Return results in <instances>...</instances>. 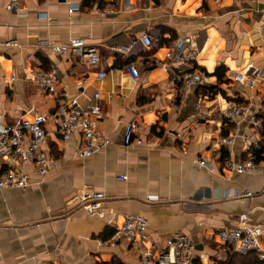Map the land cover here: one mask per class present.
Returning a JSON list of instances; mask_svg holds the SVG:
<instances>
[{"label": "crops", "instance_id": "0c3cea01", "mask_svg": "<svg viewBox=\"0 0 264 264\" xmlns=\"http://www.w3.org/2000/svg\"><path fill=\"white\" fill-rule=\"evenodd\" d=\"M6 3L0 0L5 121L52 115L71 98L86 105L98 91L97 131L110 144L83 158L81 135L61 143L57 121L49 119L48 148L60 167L44 178L27 167L30 186L0 189V264H141L126 242L98 246L120 226L122 213L145 217L142 247L153 255L179 234L193 243L194 264H227L234 252L217 234L235 229L238 216L247 212L248 226L261 229L264 254V171H223L228 157L245 160L244 142L264 146L263 127L250 123L255 117L264 123V0H24V18L6 11ZM70 7L78 10L70 13ZM143 35L155 42L150 50L141 43ZM186 38L187 49L196 52L192 68L207 78L206 89L183 91L178 63L167 57L171 45ZM74 39L97 48V66L49 47ZM130 64L139 73L136 81L126 72ZM52 66L57 99L42 93L28 75ZM221 67L226 82L219 84L214 72ZM101 71L106 77L97 81ZM236 73H245L254 85L238 84ZM230 101L245 104L248 115L228 154L217 143L232 130L221 116ZM130 125L134 132L125 145ZM123 176L127 179L117 180ZM244 191L253 199L234 196ZM94 192L105 194L103 219L79 207V199ZM148 197L158 201L147 202Z\"/></svg>", "mask_w": 264, "mask_h": 264}, {"label": "built area", "instance_id": "2783aa9c", "mask_svg": "<svg viewBox=\"0 0 264 264\" xmlns=\"http://www.w3.org/2000/svg\"><path fill=\"white\" fill-rule=\"evenodd\" d=\"M169 2L171 0H164ZM24 0H7L6 11L13 13L17 17L24 18L26 13L23 9ZM77 7H70L69 12L77 11ZM106 14L103 11V15ZM141 43L146 49L154 46V41L147 35L141 37ZM191 44L189 38L177 41L170 47L167 54L169 59L174 58L178 63L177 77L181 83V89L188 91L192 87H205L207 78L198 70L193 69L192 61L196 52L188 50ZM50 49L61 56H72L79 60L84 59L88 65L97 66L100 57L97 48L85 43L83 39H74L66 44H50ZM118 53H129L130 48H117ZM126 72L133 81L139 77L137 69L133 65L126 66ZM56 69L54 66L47 72L39 70H29L28 75L36 87L53 98H59L55 88ZM106 77L101 71L97 73L96 80L100 81ZM234 81L240 85L252 87L254 80L246 76L245 73H236ZM14 80L11 76L9 82ZM101 94L94 92L89 103L82 105L75 98L62 101L52 115L35 114L31 120H19L16 122H6L0 113V189H25L32 184L26 171L30 167L34 174L44 178L51 169L60 167L59 159L52 156L47 143L45 126L49 119L54 118L58 124V134L61 143H66L73 133H79L84 141L81 149V157L88 158L95 152L110 144L109 139L99 137L97 122L101 117L100 107ZM264 110V105L260 107ZM248 107L243 103L227 102L221 110L222 119L232 126L230 133L218 140V146L230 154V148L241 139L240 127L246 121ZM253 128L260 129L262 119L252 118L250 121ZM134 132V126L130 125L125 132L124 143L129 145ZM138 141L137 143H139ZM259 149L258 145H250L244 142V153L246 158L243 161H234L228 157L223 163V171L228 175H238L256 171H264V160L255 161L252 156V149ZM199 165L206 166L204 161ZM212 171V170H211ZM126 177H118L117 180L124 181ZM238 198L252 200L254 194L244 191L234 195ZM102 192H94L79 199V207L89 217L103 219L105 212L102 202L105 199ZM147 202L158 201L155 197H148ZM121 224L115 228L112 236L107 240H99L98 246L102 248L115 247L121 242H126L137 252L141 264H194L193 243L186 237L174 234L165 241V249L153 255L142 247L147 234V221L140 215L122 213ZM248 213L238 216V225L233 230H220L217 238L222 245H227L232 252L245 255L251 252H259V259L264 260L261 253L260 238L262 235L259 227L248 226Z\"/></svg>", "mask_w": 264, "mask_h": 264}, {"label": "trees", "instance_id": "16d2710c", "mask_svg": "<svg viewBox=\"0 0 264 264\" xmlns=\"http://www.w3.org/2000/svg\"><path fill=\"white\" fill-rule=\"evenodd\" d=\"M196 69V68H195ZM225 72L226 70L224 68H218L215 72H214V76L217 78V82L219 84H222L224 82H226L224 76H225ZM202 88V87H200ZM206 89V87H203ZM230 102H234V101H230ZM261 127H263L262 129H264V123H262ZM252 156L254 157V160L257 161H261L264 160V146L259 147V149H252ZM112 232L109 234L110 238L112 236ZM227 264H264V261H260L259 260V254H257L256 252H251L245 255H240L237 253H233V255L231 256L229 262Z\"/></svg>", "mask_w": 264, "mask_h": 264}, {"label": "water", "instance_id": "95a60500", "mask_svg": "<svg viewBox=\"0 0 264 264\" xmlns=\"http://www.w3.org/2000/svg\"><path fill=\"white\" fill-rule=\"evenodd\" d=\"M154 44H155V42H154Z\"/></svg>", "mask_w": 264, "mask_h": 264}]
</instances>
